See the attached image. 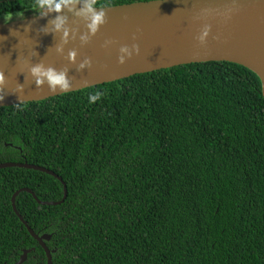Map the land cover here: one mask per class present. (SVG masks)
Instances as JSON below:
<instances>
[{
  "label": "trees",
  "instance_id": "obj_1",
  "mask_svg": "<svg viewBox=\"0 0 264 264\" xmlns=\"http://www.w3.org/2000/svg\"><path fill=\"white\" fill-rule=\"evenodd\" d=\"M34 3L0 0V24L36 15ZM25 162L67 185L61 205L16 199L28 226L51 235L52 264H264L263 85L241 65H183L0 108V164ZM21 189L64 196L51 175L0 169V264L32 247L47 264L14 211Z\"/></svg>",
  "mask_w": 264,
  "mask_h": 264
},
{
  "label": "water",
  "instance_id": "obj_2",
  "mask_svg": "<svg viewBox=\"0 0 264 264\" xmlns=\"http://www.w3.org/2000/svg\"><path fill=\"white\" fill-rule=\"evenodd\" d=\"M231 3L232 0H153L106 7V23L87 42L81 40L87 32L86 22L75 11L64 13L70 33L67 39L53 30L54 13L46 18L32 15L0 24V72L6 78L0 108L17 105L18 96L22 104L37 102L135 75L208 62H230L253 71L262 81L264 96V0H238L239 11L224 20L220 11ZM205 9L213 12L204 15ZM204 24H209L211 30L206 44L201 45L197 37ZM105 40L114 43L105 48ZM133 45L139 47V53L133 52L120 64L119 48ZM72 52L76 53L74 59H70ZM85 60L91 63L81 68ZM35 64L66 71L71 89L52 93L47 84L37 88L30 76ZM19 85H23L22 94L16 93ZM14 167L46 173L64 186V196L58 202H42L30 189H21L12 198L15 213L46 251L48 264H52V253L45 244L51 236H39L28 226L17 210L16 199L26 191L40 205H61L68 197L67 185L41 166L27 162L0 164V169ZM27 256L24 251L16 264L25 263Z\"/></svg>",
  "mask_w": 264,
  "mask_h": 264
},
{
  "label": "clouds",
  "instance_id": "obj_3",
  "mask_svg": "<svg viewBox=\"0 0 264 264\" xmlns=\"http://www.w3.org/2000/svg\"><path fill=\"white\" fill-rule=\"evenodd\" d=\"M36 15L40 18H46L50 13H54L52 20V28L56 32L63 34L64 38L67 39L69 36V30L66 28L67 18L64 15L65 12L75 11L78 16L83 18L86 22L87 32L81 37V40L87 42L91 36H94L106 23V6H98V0H35L32 8ZM239 11L238 0H232V3L226 6L220 11V16L224 20H228L232 15ZM213 10L205 9L204 15L211 14ZM211 26L204 24L199 36L197 37L201 45L206 44L207 37L210 34ZM114 41L105 40L103 47H110ZM133 52L139 53V47L133 45L131 48L128 46H121L119 48V63L124 64L126 58H130ZM70 59H74L76 56L75 52L69 54ZM91 63L90 60H85L80 64L81 68ZM30 76L34 80L37 88L43 87L47 84L48 89L52 93L67 92L71 89L72 82L68 76V73L63 70H57L53 67H46L43 64H35L30 69ZM6 78L4 72H0V101L5 97L3 92V86L5 85ZM16 93H23V85H19L16 89ZM15 94V93H14ZM100 93L97 92L95 95L89 97L90 102H94L99 99ZM19 107L23 100L18 96Z\"/></svg>",
  "mask_w": 264,
  "mask_h": 264
},
{
  "label": "flooded vegetation",
  "instance_id": "obj_4",
  "mask_svg": "<svg viewBox=\"0 0 264 264\" xmlns=\"http://www.w3.org/2000/svg\"><path fill=\"white\" fill-rule=\"evenodd\" d=\"M23 15V14H22ZM25 15H27V14H25ZM30 16V15H29ZM8 22H10V20L9 21H7V22H5V23H8ZM4 24V23H3ZM44 235H48V234H43L42 236H44ZM51 236V235H50ZM37 241V240H36ZM38 242V241H37ZM46 242H48V241H45V244H46ZM38 245L41 247V248H43L42 246H41V244L38 242ZM47 246V245H46ZM43 250H44V248H43ZM24 251H27L28 252V256H27V260L25 261V262H30V256H32V258L34 259V260H36V264H40V262L39 261H37V259H36V256L35 255H33V253L35 252V248H30V249H27V250H24ZM45 251V250H44ZM51 251V250H50ZM51 253L53 254L54 252L53 251H51ZM45 254H46V251H45ZM46 258H47V264H48V256H47V254H46ZM52 260H53V257H52ZM24 264V263H23Z\"/></svg>",
  "mask_w": 264,
  "mask_h": 264
},
{
  "label": "rangeland",
  "instance_id": "obj_5",
  "mask_svg": "<svg viewBox=\"0 0 264 264\" xmlns=\"http://www.w3.org/2000/svg\"><path fill=\"white\" fill-rule=\"evenodd\" d=\"M27 17H29V15L18 14V15H14V16L10 17V18L8 19V21H9V20H10V21L20 20V19H24V18H27Z\"/></svg>",
  "mask_w": 264,
  "mask_h": 264
}]
</instances>
